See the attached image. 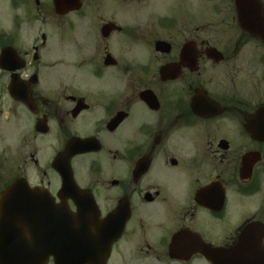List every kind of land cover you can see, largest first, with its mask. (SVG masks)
<instances>
[{
	"label": "flooded vegetation",
	"instance_id": "af4514ba",
	"mask_svg": "<svg viewBox=\"0 0 264 264\" xmlns=\"http://www.w3.org/2000/svg\"><path fill=\"white\" fill-rule=\"evenodd\" d=\"M69 210L44 264H264V0H0L1 264Z\"/></svg>",
	"mask_w": 264,
	"mask_h": 264
},
{
	"label": "water",
	"instance_id": "95a60500",
	"mask_svg": "<svg viewBox=\"0 0 264 264\" xmlns=\"http://www.w3.org/2000/svg\"><path fill=\"white\" fill-rule=\"evenodd\" d=\"M72 152L73 151H71L70 145L67 146L66 149H65V152H62L61 154H59L55 158V162L54 163L56 165H60L61 166L59 171H60L61 175H63V178H64L63 185H69V186L74 187V182H73V178H72V175H71L70 164H69V158L73 155ZM62 166H64V168ZM35 192H36V190H35ZM10 193H11V189H8L6 194H10ZM36 206H39V204H36ZM81 219H83V218H81ZM81 219H80V216L77 214V212L75 213V215H73L71 212H68V217L65 218L64 220H66V221L69 220L68 229L71 230V232H73V231L76 232V231H78L79 227H81V226H86V227L89 226L87 219H85L84 222H82ZM81 223H83V224L81 225ZM65 235L61 232L59 234H56L55 236L63 238V237H65ZM33 241L36 242V239H34ZM47 241H48V238L45 237V243L46 244L45 243H43V244L35 243L33 245V247H39V248L48 247L49 243ZM25 242L23 243L24 244L23 247H24V249H27L29 246ZM14 249H16V247H14ZM24 255H25L24 257H32V256H27V252ZM44 255H48V252L45 253V254H41V257H43ZM0 262H1V259H0ZM41 264H43V263H41Z\"/></svg>",
	"mask_w": 264,
	"mask_h": 264
},
{
	"label": "rangeland",
	"instance_id": "374dc122",
	"mask_svg": "<svg viewBox=\"0 0 264 264\" xmlns=\"http://www.w3.org/2000/svg\"><path fill=\"white\" fill-rule=\"evenodd\" d=\"M197 264H205V262H204V261H201V260H199V262H198Z\"/></svg>",
	"mask_w": 264,
	"mask_h": 264
}]
</instances>
